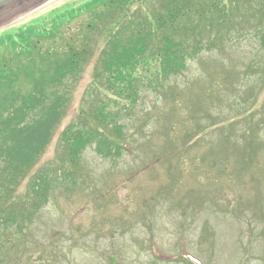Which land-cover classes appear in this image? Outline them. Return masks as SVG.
Segmentation results:
<instances>
[{
  "label": "rangeland",
  "instance_id": "rangeland-1",
  "mask_svg": "<svg viewBox=\"0 0 264 264\" xmlns=\"http://www.w3.org/2000/svg\"><path fill=\"white\" fill-rule=\"evenodd\" d=\"M87 1L15 9L0 38L50 26ZM168 1L149 0L147 11ZM189 10L180 35L214 46L172 80L150 81L135 105L121 103V158L89 146L80 163L70 160L64 131L99 127L98 105L114 96L100 74L106 30L92 35L85 14L63 29L62 40L79 44L88 33L93 42L84 45V71L64 86L63 118L32 170L54 169L59 181L38 214L30 175L4 198L5 211L26 218L20 227L0 220V264H264V0H191ZM150 70L160 76L155 62Z\"/></svg>",
  "mask_w": 264,
  "mask_h": 264
},
{
  "label": "trees",
  "instance_id": "trees-1",
  "mask_svg": "<svg viewBox=\"0 0 264 264\" xmlns=\"http://www.w3.org/2000/svg\"><path fill=\"white\" fill-rule=\"evenodd\" d=\"M148 1L89 0L50 18V26H29L15 37L0 38V220L6 224H24L23 212L11 216L13 212L3 208L4 198L11 196L24 178L31 176L32 214L48 204L59 181L54 169L32 170L63 118L70 98L64 86L76 80L87 65L85 46L93 37L89 39L86 33L79 44L74 39L62 40L63 29L74 19L89 15L85 27L92 35L98 28L108 33L100 74L114 99L98 105L95 116L99 127L72 123L64 131L62 138L73 164L81 162L89 146H95L104 158H121L125 152L119 121L125 106L121 103L135 105L150 81L172 80L187 69L189 60L213 48L211 42L204 43L196 36L180 35L179 23L190 11L191 0H169L152 12L147 11ZM259 39L264 48V28ZM153 62L160 71L158 78L148 77L155 73L150 70ZM115 133L117 137H113ZM116 138L121 139L118 142ZM69 177L73 178V173Z\"/></svg>",
  "mask_w": 264,
  "mask_h": 264
},
{
  "label": "water",
  "instance_id": "water-1",
  "mask_svg": "<svg viewBox=\"0 0 264 264\" xmlns=\"http://www.w3.org/2000/svg\"><path fill=\"white\" fill-rule=\"evenodd\" d=\"M36 1H43V0H0V23L10 14H12L13 10L21 9L23 12L27 11L30 7H32L31 5Z\"/></svg>",
  "mask_w": 264,
  "mask_h": 264
}]
</instances>
